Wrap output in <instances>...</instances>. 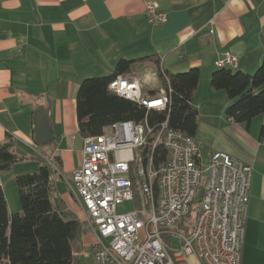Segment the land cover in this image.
Returning a JSON list of instances; mask_svg holds the SVG:
<instances>
[{"label":"crops","instance_id":"obj_1","mask_svg":"<svg viewBox=\"0 0 264 264\" xmlns=\"http://www.w3.org/2000/svg\"><path fill=\"white\" fill-rule=\"evenodd\" d=\"M146 1L166 14L164 23L147 22ZM263 55L264 0H0V143L12 139L13 150L24 157L0 173L9 211L20 205L16 178L37 172L47 157L34 142L35 110L48 109L53 140L44 151L57 158L56 173L64 181L82 158L80 83L113 73L122 58L154 56L168 73L200 70L194 102L201 150L222 151L252 167L240 251V264H251L254 255L264 256V143L258 140L264 112L248 126L228 122V97L211 88L210 76L227 56L235 62L225 68L252 74ZM135 75L144 94L160 88L151 63ZM70 197L62 193L56 205L77 211L79 220ZM191 262L200 264L194 256L180 264Z\"/></svg>","mask_w":264,"mask_h":264},{"label":"built area","instance_id":"obj_2","mask_svg":"<svg viewBox=\"0 0 264 264\" xmlns=\"http://www.w3.org/2000/svg\"><path fill=\"white\" fill-rule=\"evenodd\" d=\"M144 6L149 24L167 20L156 3ZM234 62L227 56L217 67ZM108 88L146 109L165 111L169 104V90L144 94L135 74L115 77ZM157 148L166 150L158 163ZM251 175L250 165L222 151L204 161L197 138L170 128L166 119L154 128L121 121L82 137L81 164L63 179L79 221L94 236V264H180L190 256L200 264H240ZM126 203L131 209L118 211ZM165 235L178 238L179 249L172 250Z\"/></svg>","mask_w":264,"mask_h":264},{"label":"trees","instance_id":"obj_3","mask_svg":"<svg viewBox=\"0 0 264 264\" xmlns=\"http://www.w3.org/2000/svg\"><path fill=\"white\" fill-rule=\"evenodd\" d=\"M147 62L154 66L159 86L169 90L165 111L146 109L108 88L115 77L135 74ZM199 79L198 68L168 73L161 70L154 56L122 58L113 73L86 78L80 83L76 96L78 132L81 137L100 135L121 121H146L154 128L167 119L170 128L195 136L198 110L194 97ZM210 86L228 97L225 119L248 126L254 117L264 112V55L252 74L217 68L210 76ZM258 140L264 143V125L259 129ZM45 155L59 170L57 158ZM155 156L156 163L165 160L166 150L157 148ZM23 159L13 150L12 139L0 143V173ZM54 172L50 164L43 161L37 172L16 178L21 210L15 213L9 211L0 185V264H79L73 254V244L80 242L88 231L72 212L60 211L52 201ZM195 212L193 208L188 218H194Z\"/></svg>","mask_w":264,"mask_h":264},{"label":"rangeland","instance_id":"obj_4","mask_svg":"<svg viewBox=\"0 0 264 264\" xmlns=\"http://www.w3.org/2000/svg\"><path fill=\"white\" fill-rule=\"evenodd\" d=\"M149 84H151V88L154 85V84L152 85V83H150V82L149 83L148 82H145L143 84V86L149 88L150 87ZM154 87H155V85H154ZM155 89L156 88H154L153 90H155ZM45 146L46 145H43V146L40 147V149L43 151V154L44 155L47 154L46 151H44L45 150L44 149ZM202 154L204 156V161H205L206 160L207 153L203 149H202ZM62 193H67V194H69L71 196V190L68 187V185L64 181L61 180V178L59 177L58 173L54 172L53 175H52L51 199H52V201L55 204L59 205V201H58V199H55V197L57 198V196L61 195ZM16 194H17V189H16ZM17 197H18V195H17ZM70 198H72V196ZM71 200L73 201L74 199L72 198ZM18 201H19V199H18ZM73 202H75V201H73ZM19 204H20V202H19ZM130 206H131L130 203H126L122 207H119L118 208V211H123V210L131 209ZM20 210H21V206L19 205L18 209L13 210L12 213L19 212ZM73 214L75 216H78V212L77 211L75 213H73ZM193 219L194 218H188L187 221L188 222H192ZM163 240L165 242H167L168 244L170 243L172 250L179 249L180 242H179V239L178 238L172 237L170 235H165V236H163ZM90 242H92V236H91L90 232L88 231L87 234H85L83 236V238H82V250L77 255V260H78L79 264H94L93 263V259H92V255H91ZM251 260H252L251 261V264H262L263 261H264V256H262L261 254H259V255L256 254V255H254L252 257ZM191 264H193V263L191 262Z\"/></svg>","mask_w":264,"mask_h":264},{"label":"water","instance_id":"obj_5","mask_svg":"<svg viewBox=\"0 0 264 264\" xmlns=\"http://www.w3.org/2000/svg\"><path fill=\"white\" fill-rule=\"evenodd\" d=\"M34 142L38 145L48 144L53 140L51 129L49 127V117L48 109L38 108L34 112ZM63 206L59 207V210L62 211ZM82 250V245L80 242L73 244V254L78 255Z\"/></svg>","mask_w":264,"mask_h":264}]
</instances>
